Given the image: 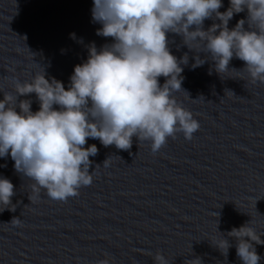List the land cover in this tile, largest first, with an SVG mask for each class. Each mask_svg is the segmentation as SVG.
Here are the masks:
<instances>
[{"label": "water", "instance_id": "1", "mask_svg": "<svg viewBox=\"0 0 264 264\" xmlns=\"http://www.w3.org/2000/svg\"><path fill=\"white\" fill-rule=\"evenodd\" d=\"M65 264H264V65Z\"/></svg>", "mask_w": 264, "mask_h": 264}]
</instances>
